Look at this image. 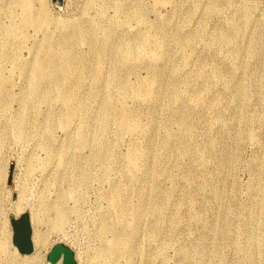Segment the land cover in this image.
<instances>
[{"label":"rangeland","instance_id":"obj_1","mask_svg":"<svg viewBox=\"0 0 264 264\" xmlns=\"http://www.w3.org/2000/svg\"><path fill=\"white\" fill-rule=\"evenodd\" d=\"M60 2L0 0V264H264V0Z\"/></svg>","mask_w":264,"mask_h":264},{"label":"bare ground","instance_id":"obj_2","mask_svg":"<svg viewBox=\"0 0 264 264\" xmlns=\"http://www.w3.org/2000/svg\"><path fill=\"white\" fill-rule=\"evenodd\" d=\"M23 8L28 11V15L29 16L39 17V19H44L46 17L45 12H42L40 14L35 15L34 12L32 11V7H31L30 3L27 2V1H25L23 3ZM224 42H226V39H224ZM70 58H71V54H69V53H65V54L60 55V59L61 60L69 61ZM71 70H73V68ZM65 73H66V68H64L59 73V74L62 75V80L64 79ZM57 81L59 82L60 79L58 78ZM34 93L36 95L37 92H34ZM173 98H174V100H176L177 94L174 93ZM66 105L70 106L71 102H66ZM74 110H75V108H71V113ZM122 122L124 124H127V123L129 124L130 123V121H129V119H128V117L126 115H124L122 117ZM133 126L137 127V123H133ZM111 202L113 203V204L111 203L112 206L116 209L118 204H119L117 196L112 197ZM12 206H15V205H12ZM24 207L26 208L28 206L25 205ZM23 208H22L21 201H20V203L17 205V207L15 209L16 213L17 214L18 213L19 214L22 213ZM42 210H43L42 208L41 209L39 208V210H37L36 212L32 211V216H30L31 225L32 226L34 225V228L32 229V240H33V248H34V250H33V253L30 254V255H22L21 254V264H25V263H27V264H42L43 263V257L40 255V252L43 249H47L48 248L50 234H43L40 231L41 225H43L46 222L45 220H48L47 218H44V216H43L44 213H43ZM2 215H0V217ZM64 217H65V214H64L63 211H57L56 215H55V218L53 217V219H49L48 220V223L51 224V225H49V226H51V232H54V233L63 232L64 224H65L64 223V221H65ZM2 221L7 222V224L9 223L7 218L3 219ZM138 230H139L138 226H134V228L132 229V231H133V233L135 235L138 234V232H139ZM131 249H132V247H131V239L129 241H123L122 239H117L114 242V244L112 245V251H113L115 256L121 254L122 252L131 253ZM13 250H14L15 255H17L19 253V251L17 250V248L14 245H13Z\"/></svg>","mask_w":264,"mask_h":264},{"label":"water","instance_id":"obj_3","mask_svg":"<svg viewBox=\"0 0 264 264\" xmlns=\"http://www.w3.org/2000/svg\"><path fill=\"white\" fill-rule=\"evenodd\" d=\"M59 7L63 6V0H61ZM13 228V245L17 248L20 254L30 255L33 253V240H32V225L30 216L26 213L20 216L18 220L13 217L10 218ZM60 253H64L67 257L66 264H78L77 259L74 256L73 251L69 248L68 251L61 247H55L49 258L52 262L56 260V256ZM73 255V256H72ZM72 256V257H71Z\"/></svg>","mask_w":264,"mask_h":264},{"label":"flooded vegetation","instance_id":"obj_4","mask_svg":"<svg viewBox=\"0 0 264 264\" xmlns=\"http://www.w3.org/2000/svg\"><path fill=\"white\" fill-rule=\"evenodd\" d=\"M61 247L62 249H64V250H66V251H68L69 250V247L68 246H66V245H64V244H57V245H55V246H53L52 248H51V250L50 251H48L47 253H46V255H45V261L48 263V264H66L67 262V257H66V255L64 254V253H60V254H58L57 256H56V260L54 261V262H52L51 260H50V258H49V255L51 254V252L53 251V249L55 248V247ZM73 256V255H72ZM71 256V257H72Z\"/></svg>","mask_w":264,"mask_h":264}]
</instances>
